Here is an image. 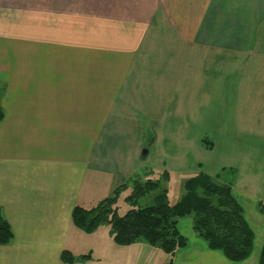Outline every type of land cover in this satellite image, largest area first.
<instances>
[{
	"label": "crops",
	"instance_id": "0c3cea01",
	"mask_svg": "<svg viewBox=\"0 0 264 264\" xmlns=\"http://www.w3.org/2000/svg\"><path fill=\"white\" fill-rule=\"evenodd\" d=\"M0 86V206L15 234L0 264H67L63 250L88 234L75 206L89 207L102 181L112 192L142 177L149 133L144 178L234 169L255 232L246 260L195 233L174 264H259L264 0H0Z\"/></svg>",
	"mask_w": 264,
	"mask_h": 264
},
{
	"label": "trees",
	"instance_id": "16d2710c",
	"mask_svg": "<svg viewBox=\"0 0 264 264\" xmlns=\"http://www.w3.org/2000/svg\"><path fill=\"white\" fill-rule=\"evenodd\" d=\"M4 115L0 103V122ZM204 143L211 147L208 138L204 139ZM231 172L235 175L234 169ZM149 176L145 179L131 177L92 207L78 204L72 213L73 224L88 234L108 224L116 245L130 246L143 240L167 255V260L160 264H174L176 252L188 243L179 229V221L191 217L193 230L207 242L209 248L221 251L235 262L251 256L255 232L233 192L232 179L224 182L220 180L221 174L212 176L198 171L183 182L182 196L172 203L168 189L162 185L170 180V173L164 171ZM129 187L132 190L126 201L130 208L121 215L118 202ZM153 193V202L143 204V199ZM14 237L13 228L0 206V245L11 243ZM90 257L91 254H86L78 258L69 249L62 252V260L67 264ZM259 264H264V244Z\"/></svg>",
	"mask_w": 264,
	"mask_h": 264
},
{
	"label": "rangeland",
	"instance_id": "374dc122",
	"mask_svg": "<svg viewBox=\"0 0 264 264\" xmlns=\"http://www.w3.org/2000/svg\"><path fill=\"white\" fill-rule=\"evenodd\" d=\"M4 90H5L4 87L0 86V103L4 95ZM211 125H209L207 128L211 127ZM207 128H206L207 131L205 130L206 132L205 131L204 132L207 133L206 135H209V134L211 135L212 134L211 130ZM146 139H147L146 140L147 142L144 141L145 145L143 146L150 148V146H152L151 145L152 138H151L150 133L146 135ZM144 147L142 149H144ZM139 162H140L139 164H142V168H143L142 169L143 171L141 170L140 174L144 178L145 177L144 171L146 169H151L152 163L148 159V157L146 158L141 157ZM148 171L147 173L145 172L146 176L151 175V173ZM223 171H226V172L221 174V177H220L221 181L226 182L228 181L231 175L234 176V172H231L230 168H226ZM173 175L174 176H172L170 180L164 182L162 185L163 187L168 189L171 202L175 203L180 199V197L182 196L184 192V188H183L184 180L190 177L192 174L174 172ZM102 183H103L104 188L97 187V186L92 188V191L94 190V197L91 200L89 199V207L91 206L90 203L94 201V199H101V197H104L105 195L111 192L110 187H113L111 186V184H113V181L108 179L107 182L102 181ZM131 190H132L131 187H129L120 196V199L118 202V206H119L118 209L121 215H124L127 212V210L130 208V205L126 201V197L130 194ZM153 195L154 193L151 194V196L149 195L148 197L144 198L143 204L153 202V197H154ZM182 220H187V222L189 220V222H191L192 219L191 217H187L185 219L182 218L180 222ZM184 225L185 224H180L182 234L187 239H190V241H193L192 238L193 236L196 235L195 231L194 230L192 231L189 229L186 231V229L184 228L185 227ZM191 227H193V225L190 226V228ZM83 236H86V237L84 240L81 239L79 243V247L77 246L75 248V251H74L75 256L79 258V255H84V254L89 253L91 254V258L88 263H82L80 261L81 259H79L78 264H117L119 262H120L119 264H121L123 260L125 264H158L159 261H161L160 259L165 257V253L163 251L152 247L146 241H143V240L141 242H138L130 246L116 245L112 237L111 226L108 224H104L100 226V228H98L97 231H95L94 233H91L89 235L88 234L83 235ZM238 264H241V263H238Z\"/></svg>",
	"mask_w": 264,
	"mask_h": 264
},
{
	"label": "water",
	"instance_id": "95a60500",
	"mask_svg": "<svg viewBox=\"0 0 264 264\" xmlns=\"http://www.w3.org/2000/svg\"><path fill=\"white\" fill-rule=\"evenodd\" d=\"M149 153V148L148 147H144L143 151H142V157H146Z\"/></svg>",
	"mask_w": 264,
	"mask_h": 264
}]
</instances>
